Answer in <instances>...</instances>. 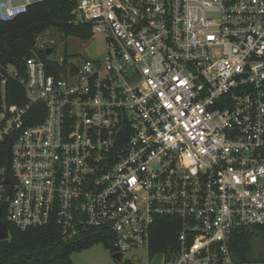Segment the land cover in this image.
<instances>
[{
	"label": "built area",
	"instance_id": "1",
	"mask_svg": "<svg viewBox=\"0 0 264 264\" xmlns=\"http://www.w3.org/2000/svg\"><path fill=\"white\" fill-rule=\"evenodd\" d=\"M36 1L0 0V20ZM69 23L101 34L104 56L58 60L39 36L51 62L0 63L7 222L100 229L121 259L147 251L129 264H264V0H76ZM161 217L176 244L152 253Z\"/></svg>",
	"mask_w": 264,
	"mask_h": 264
},
{
	"label": "trees",
	"instance_id": "2",
	"mask_svg": "<svg viewBox=\"0 0 264 264\" xmlns=\"http://www.w3.org/2000/svg\"><path fill=\"white\" fill-rule=\"evenodd\" d=\"M76 0H42L31 4L25 13L10 20H0V63L21 68L25 58L39 55L47 60L46 52L36 47L37 38L48 29H55L66 36L89 39L93 36L89 25L70 24ZM35 51V53H34ZM13 89L22 88L14 82L8 83L9 102H21L13 95ZM0 146V166H8L10 149ZM4 149V150H3ZM4 153L7 159H3ZM9 157V159H8ZM2 220L8 224L10 238L0 241V264H74L72 253L82 251L96 243H103L115 251L111 235L92 229L74 239H64L56 222L45 226L21 229L7 222L4 208ZM173 218H158L152 238L151 251H169V244H176L178 225ZM252 235L247 229L235 237L234 248L243 259L250 257Z\"/></svg>",
	"mask_w": 264,
	"mask_h": 264
},
{
	"label": "rangeland",
	"instance_id": "3",
	"mask_svg": "<svg viewBox=\"0 0 264 264\" xmlns=\"http://www.w3.org/2000/svg\"><path fill=\"white\" fill-rule=\"evenodd\" d=\"M14 1L22 3L24 0ZM45 40L55 42L52 57L58 60L100 59L104 56L105 40L101 34H94L89 39H80L76 36H66L55 29H48L40 35V42ZM71 258L74 264H129L146 261L147 251L145 249L130 251L119 261L113 257V253L108 246L103 243H96L82 251L72 253ZM158 261H160V258L153 260V262Z\"/></svg>",
	"mask_w": 264,
	"mask_h": 264
},
{
	"label": "water",
	"instance_id": "4",
	"mask_svg": "<svg viewBox=\"0 0 264 264\" xmlns=\"http://www.w3.org/2000/svg\"><path fill=\"white\" fill-rule=\"evenodd\" d=\"M52 52V48L47 49L46 53L49 55ZM7 181H9V174H6ZM10 238L9 227L6 222L2 220V210H0V241L8 240ZM113 257L117 260H121V253L117 252L113 254Z\"/></svg>",
	"mask_w": 264,
	"mask_h": 264
}]
</instances>
